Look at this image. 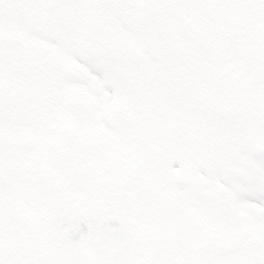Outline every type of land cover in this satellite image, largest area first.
Here are the masks:
<instances>
[{
	"label": "flooded vegetation",
	"instance_id": "af4514ba",
	"mask_svg": "<svg viewBox=\"0 0 264 264\" xmlns=\"http://www.w3.org/2000/svg\"><path fill=\"white\" fill-rule=\"evenodd\" d=\"M148 2L29 0L35 47L86 72L75 81L41 63L47 79L79 88L63 95L71 116L56 128L68 147L80 148L89 174H123L143 162L141 154L174 152L179 177H157L164 211L185 220L189 232L219 236L229 225L264 238V46L234 33L215 8L138 6ZM82 80L89 81L84 90ZM46 116L49 123L59 117ZM93 182L110 194L103 243L126 249L143 239L138 206L119 198L124 181L99 175Z\"/></svg>",
	"mask_w": 264,
	"mask_h": 264
},
{
	"label": "snow or ice",
	"instance_id": "6c2138e0",
	"mask_svg": "<svg viewBox=\"0 0 264 264\" xmlns=\"http://www.w3.org/2000/svg\"><path fill=\"white\" fill-rule=\"evenodd\" d=\"M29 0H0V27L20 21ZM141 7L226 9L243 14L258 44L264 42V0H149ZM68 137L32 106L19 85L15 96L0 82V264H264V238L225 225L219 236L189 232L187 222L164 211L157 177L180 161L172 151L142 156L138 167L86 173ZM113 176L120 199L139 208L147 228L126 249L103 243L109 193L93 176ZM156 187L146 190L142 185ZM254 198V197H250ZM125 223H128L125 217ZM133 239H135L134 234Z\"/></svg>",
	"mask_w": 264,
	"mask_h": 264
},
{
	"label": "bare ground",
	"instance_id": "6f19581e",
	"mask_svg": "<svg viewBox=\"0 0 264 264\" xmlns=\"http://www.w3.org/2000/svg\"><path fill=\"white\" fill-rule=\"evenodd\" d=\"M4 29H8L16 36L24 38L22 41L19 40L18 43L12 44L0 39V59H9L8 63H0V76L3 77L1 81L7 87L10 96H15L17 87L23 85L28 100L35 109L43 114V117L49 112H53L54 115L59 116L56 117V120H62L67 115L71 116L69 109H67L61 101L59 88L56 84H52L53 82H58L56 79H47L48 75L46 73H41L40 70L30 71L28 74L25 72L27 55L21 52L25 53L24 47L27 42L26 40H28L27 44L35 47L37 37L29 33L24 34L23 30L20 28L10 29L8 25L4 26ZM13 71L19 72V74L13 73ZM58 83L60 84V82ZM51 124L56 128V121H52ZM58 125H60V123H58Z\"/></svg>",
	"mask_w": 264,
	"mask_h": 264
},
{
	"label": "water",
	"instance_id": "95a60500",
	"mask_svg": "<svg viewBox=\"0 0 264 264\" xmlns=\"http://www.w3.org/2000/svg\"><path fill=\"white\" fill-rule=\"evenodd\" d=\"M220 13L227 19L228 23L230 24L231 28L239 35H256L249 20L241 13H237L231 10L226 9H218ZM118 34V33H117ZM115 32H112V35L116 37L117 35ZM11 34L8 33L7 35H3L2 39L8 41H12L13 39L10 37ZM264 44V42H261ZM33 57L38 61L40 59V51H36L33 54ZM67 69V68H66ZM80 69L75 70L74 72H78Z\"/></svg>",
	"mask_w": 264,
	"mask_h": 264
},
{
	"label": "rangeland",
	"instance_id": "374dc122",
	"mask_svg": "<svg viewBox=\"0 0 264 264\" xmlns=\"http://www.w3.org/2000/svg\"><path fill=\"white\" fill-rule=\"evenodd\" d=\"M30 13V11L28 10V8H26L25 9V11H24V13H23V16H22V18L20 19V21L19 22H17V23H14V24H10V25H8V27L11 29V28H20L21 30H23V33H25V32H28L27 30V28H28V26H32V25H35V19H33V17L29 14ZM4 30V27H0V32L1 31H3ZM30 35H32V36H36L37 37V40H39V34H38V32H34V33H32V34H30ZM8 61H9V59H5V60H2V59H0V63L1 64H4V63H8ZM32 64H31V61H30V59L29 58H27V66H26V70H25V72H26V74H28L30 71L32 72V71H34V70H39L38 68H31L30 66H31ZM44 71H42V73H43ZM46 72V71H45ZM13 73H16V74H19V72H16V71H13ZM0 78H2V76H0ZM58 78V77H57ZM8 79V78H7ZM10 80V79H9ZM12 81V80H11ZM60 84H58L57 83V86H60V87H64V90H66V91H68V90H70V82L69 81H67V80H64V79H61L60 78ZM86 84H88L89 83V81H86L85 82ZM74 147H76L77 149H79L80 150V148L79 147H77V146H73V148ZM82 151V150H81ZM81 158V157H80Z\"/></svg>",
	"mask_w": 264,
	"mask_h": 264
}]
</instances>
